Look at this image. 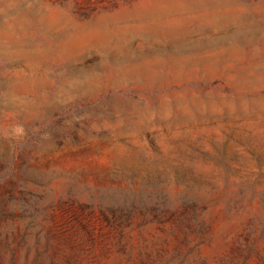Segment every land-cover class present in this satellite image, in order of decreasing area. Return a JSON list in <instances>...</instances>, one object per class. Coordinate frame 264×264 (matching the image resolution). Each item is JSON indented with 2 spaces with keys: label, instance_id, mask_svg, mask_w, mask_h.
Listing matches in <instances>:
<instances>
[{
  "label": "rangeland",
  "instance_id": "obj_1",
  "mask_svg": "<svg viewBox=\"0 0 264 264\" xmlns=\"http://www.w3.org/2000/svg\"><path fill=\"white\" fill-rule=\"evenodd\" d=\"M51 261L264 264V0H0V264Z\"/></svg>",
  "mask_w": 264,
  "mask_h": 264
},
{
  "label": "trees",
  "instance_id": "obj_2",
  "mask_svg": "<svg viewBox=\"0 0 264 264\" xmlns=\"http://www.w3.org/2000/svg\"><path fill=\"white\" fill-rule=\"evenodd\" d=\"M68 259V258H67ZM51 264H53V261H51Z\"/></svg>",
  "mask_w": 264,
  "mask_h": 264
}]
</instances>
